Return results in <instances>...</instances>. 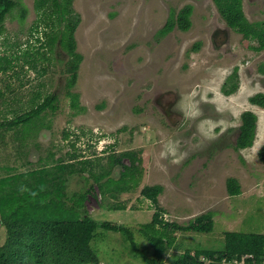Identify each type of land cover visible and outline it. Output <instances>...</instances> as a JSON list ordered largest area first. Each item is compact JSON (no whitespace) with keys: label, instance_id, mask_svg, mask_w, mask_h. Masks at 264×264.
Returning a JSON list of instances; mask_svg holds the SVG:
<instances>
[{"label":"rangeland","instance_id":"rangeland-1","mask_svg":"<svg viewBox=\"0 0 264 264\" xmlns=\"http://www.w3.org/2000/svg\"><path fill=\"white\" fill-rule=\"evenodd\" d=\"M212 1L204 5L193 0H72L81 17L75 37L83 58L70 90L78 96L76 109L66 86L69 56L60 46L51 50L47 44L54 33L43 32L50 28L40 23L36 0L20 1L6 17L0 35V66H9L0 69V122L36 108L50 94L57 95V107L45 110L24 130L23 125L0 126V179L18 178L10 188L17 201L0 206V218L8 215L7 209L34 201L36 179L46 182L54 171L53 164H37L40 157L52 150L57 153L55 161L59 154L65 160L72 151L111 173L102 180L108 190H102L87 170L66 174L65 193L55 195L66 200L68 208L72 192L93 186L83 208L95 219L131 228L140 249H153L139 229L156 210L142 197L144 186L164 187L159 201L166 221L186 224L212 213L211 232L172 233L176 242L167 251L166 264L184 252L202 255L223 249L227 231L264 234V162L258 157L264 145V108L249 102L255 92H264V76L258 69L264 56L248 50L250 43L240 44L238 35L229 46L237 58L212 51L210 21L223 25ZM20 6L27 10L24 19ZM185 6L193 7L191 27L161 33L172 13ZM245 9L250 20L264 19V12L247 1ZM196 41L202 46L198 51L191 49ZM235 64L241 67L243 85L227 96L221 86ZM202 71L203 86L195 82ZM247 110L259 117L257 135L253 146L237 149L241 115ZM169 145L177 146L178 155L184 154L179 164L172 163L171 155H161ZM122 152L137 155L138 170L134 176L128 172L121 190H116L114 181L121 179L124 167L115 165L114 159ZM124 163L129 166L131 160L125 158ZM229 177L238 180L240 194L228 192ZM97 234L92 246L98 264H144L123 234L102 228ZM5 237L0 224V243Z\"/></svg>","mask_w":264,"mask_h":264},{"label":"trees","instance_id":"trees-1","mask_svg":"<svg viewBox=\"0 0 264 264\" xmlns=\"http://www.w3.org/2000/svg\"><path fill=\"white\" fill-rule=\"evenodd\" d=\"M20 1L0 0V35L4 29L3 24L6 17L20 5ZM214 1L228 23L239 32L253 34L258 32L256 25L250 23L244 15L242 0ZM35 8L40 16V23L50 28V30L43 29V32L47 36L48 32L54 33V35L48 37L47 42L51 50L58 45L69 56L66 62V72L70 74V77L66 86L68 87V95L71 98L72 108H79L77 102L78 96L72 92L70 93V90L77 83L79 67L83 59L77 53L75 37L81 17L75 12L72 0H36ZM26 12L27 10L22 7L21 19L26 17ZM190 13V7H186L180 11L177 17H175V13H172L170 21L164 26L161 33L169 32L175 26H178L183 31L188 30L192 25ZM39 25V23L36 24V29ZM261 48H264V39ZM8 67L0 66V69L7 70ZM225 86L223 90L226 89ZM236 87L235 84H232L230 89H226V93L234 92ZM56 100L57 95L50 94L36 108H32L30 111L18 115L11 120L0 122V126L11 128L23 125L26 129V126L34 122L48 108L55 110L57 107L55 105ZM250 102L253 105L264 108V94L252 96ZM258 120V115L251 110L242 113L241 125L235 144L237 149H244L254 145ZM29 130L30 128H28ZM64 136H69V133L65 132ZM50 156L48 160H50ZM69 157L70 160H74L79 166L68 164L62 169H57L58 167L56 166L57 170L49 173V178L46 182L36 179L34 189L31 188L33 189L31 195H34V201H27L13 209H7L8 215L0 218V224L6 230V237L0 243V264H98L100 259L92 246V241L98 235L99 228L123 234L131 243L132 251L141 257L144 264H166L167 251L171 247H174V243L176 242V236L173 234L186 231L211 232L214 228V219L211 212L196 216L186 224L166 221L162 216L165 209L160 205L159 201V196L163 192L164 187L160 184L146 185L142 188L141 195L149 200L156 210L152 220L144 224L139 230L152 244L153 249L151 252L140 249L136 244L135 234L131 228L124 224L95 219L83 208L87 199V193L89 192L90 194L93 186L85 192H75L73 194L74 198L72 197L74 202L71 199L70 202L72 203L68 208L65 207L67 205L66 200L55 195V192L65 193L66 176L63 180L61 177L62 172H68V174L72 175L76 172L83 173L89 170L91 176L95 179V183L97 182L102 190H108V187L103 185L102 180L111 173H103L98 170L100 165L98 166V163L93 160H88L82 154L72 152ZM258 157L264 162V145L258 151ZM125 158L131 160L129 166L124 163ZM60 159L59 161L62 164L64 160ZM137 162L138 157L133 152H122L119 156L115 157V165L124 167L121 179H112L115 180L114 182L117 185L116 190H121L120 185L128 172H131L133 176L135 175L138 170L136 168L138 167ZM13 178L0 179V194H3L0 196L1 208L5 207L8 203L17 201V196L10 192V188L18 181L17 177ZM11 181H13V184L8 186V183ZM28 185L29 183L26 182V186ZM227 189L232 196L241 193V186L234 177L227 179ZM224 238L225 246L223 249L212 250L208 254H202L212 258L210 264H221V260L226 256L235 257L244 253H255L259 257L264 256V234L227 231L224 234ZM195 253L200 255L197 252ZM167 264L204 263L191 254L184 252L177 254Z\"/></svg>","mask_w":264,"mask_h":264},{"label":"flooded vegetation","instance_id":"flooded-vegetation-1","mask_svg":"<svg viewBox=\"0 0 264 264\" xmlns=\"http://www.w3.org/2000/svg\"><path fill=\"white\" fill-rule=\"evenodd\" d=\"M193 1L195 3H200V4H203V2H204V5L209 2V0H193ZM245 1H247V3H249L251 5H254L255 7L260 8L261 9L260 11L264 12V0H242V9H243L244 15L247 17V19L250 23L256 25L258 32H256L255 34L239 32L236 28L232 27L228 23L227 19L224 17L222 12L220 11L218 6L216 5L215 1L213 0L212 2L216 6L217 13L219 14L220 18L222 19L223 25L220 24L219 21L215 20V19L210 21L211 24L214 25V28L208 32L209 33L208 42H209V45H210L212 51L220 52L225 56L230 55L233 58H237L239 54H237V53L232 54L231 50L229 49V46L232 43L231 41L233 39V36L238 35L239 36L238 42L240 41V44H241V40H244L248 44L250 43L247 47L248 50L251 49L257 53H260L259 56H264V48H261V44H262V41L264 39V19L250 20L248 15H247L246 9H245ZM186 7H190V9H191V13H190L191 14L190 20H191V17L193 15V7L192 6H185V7L181 8L178 11V13H175V17H177L179 12L184 10V8H186ZM191 22H192V20H191ZM175 27H178V26H175ZM200 48H202V46H201L200 42H198V41H196L191 47V49L195 50V51H198ZM229 60H231L234 63H237L236 60H233L231 58ZM262 63L258 69H259L260 74L264 76V67L262 66ZM215 68H217V66L211 68L210 72H212ZM202 74H203V71L200 72L199 75L197 74L195 77V82H197V85L201 84V86H203L204 82H199ZM232 84H235L237 86L235 91L232 93L239 91V88L243 85L242 77H241V67L239 68L237 66V64H235L233 66V70L230 73L225 75V77L223 79V84L221 86V92L227 96L232 94V93H229V94L226 93V89H230ZM224 86L226 87V89L223 90ZM257 94H264V92L263 91L262 92H260V91L255 92L253 95H251L249 97V102H250V98L254 95H257ZM197 96H198V94L196 95V97ZM162 97H164V95H162ZM166 102H167L168 106H170V107L173 105L172 102L170 101V99L166 100ZM251 111L255 112L254 110H251Z\"/></svg>","mask_w":264,"mask_h":264},{"label":"built area","instance_id":"built-area-1","mask_svg":"<svg viewBox=\"0 0 264 264\" xmlns=\"http://www.w3.org/2000/svg\"><path fill=\"white\" fill-rule=\"evenodd\" d=\"M192 256L198 258L204 264H210L212 258L207 255H197L191 252ZM221 264H264V256H257L255 253H244L235 257L226 256L221 260Z\"/></svg>","mask_w":264,"mask_h":264},{"label":"crops","instance_id":"crops-1","mask_svg":"<svg viewBox=\"0 0 264 264\" xmlns=\"http://www.w3.org/2000/svg\"><path fill=\"white\" fill-rule=\"evenodd\" d=\"M39 128V127H38ZM25 129V127H22L21 128V130H24ZM30 130H31V128H30ZM37 131H38V129H37ZM64 137V136H63ZM53 140V139H52ZM34 145H36V148H39V145L40 144H38L37 143V140L35 141V143H34ZM67 153H69V152H67ZM71 153H72V151H71ZM52 154V155H51ZM54 154V155H53ZM51 155V156H50ZM55 155H57V153L56 152H54V151H52V150H49V152H48V154H47V157L45 158V157H40L39 159H38V162H37V164H40L42 167H43V165L45 164V163H49V164H53L52 165V170H54V171H56L57 169H56V166H62V168L64 167V166H67L68 164H76V165H78L79 166V164H77V163H75L74 162V160H70L69 158H67V159H65L63 162H62V164L60 163V161L59 160H61L60 158H62V156L63 155H60L59 154V158L55 161V159H54V157H55ZM50 156V160H48V157ZM82 159V158H81ZM84 159V158H83ZM62 160H63V158H62ZM50 162H52V163H50ZM58 163V164H57ZM57 164V165H56ZM46 165H48V164H46ZM40 166V167H41ZM66 174H68V172L67 173H63L62 172V178L64 179L65 178V176H66ZM69 175V174H68ZM85 191L86 189H81V191ZM81 191H78V192H81ZM73 193H75V191L74 192H72V194ZM68 203H72V202H68Z\"/></svg>","mask_w":264,"mask_h":264},{"label":"clouds","instance_id":"clouds-1","mask_svg":"<svg viewBox=\"0 0 264 264\" xmlns=\"http://www.w3.org/2000/svg\"><path fill=\"white\" fill-rule=\"evenodd\" d=\"M162 156H168V155H171V157L173 158L172 159V163L174 164H179L182 159L184 158V154H177V146L175 145H169L168 146V149L166 152L162 153L161 154Z\"/></svg>","mask_w":264,"mask_h":264}]
</instances>
